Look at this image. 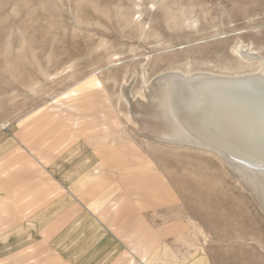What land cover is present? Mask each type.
I'll return each instance as SVG.
<instances>
[{
	"label": "rangeland",
	"instance_id": "obj_1",
	"mask_svg": "<svg viewBox=\"0 0 264 264\" xmlns=\"http://www.w3.org/2000/svg\"><path fill=\"white\" fill-rule=\"evenodd\" d=\"M238 47L264 59V0H0V264H264V212L231 169L131 130L145 85L240 70ZM98 167L117 212L82 192Z\"/></svg>",
	"mask_w": 264,
	"mask_h": 264
},
{
	"label": "bare ground",
	"instance_id": "obj_2",
	"mask_svg": "<svg viewBox=\"0 0 264 264\" xmlns=\"http://www.w3.org/2000/svg\"><path fill=\"white\" fill-rule=\"evenodd\" d=\"M252 49H235L246 66L234 72L160 74L138 94L130 119L147 142L217 157L264 212V59Z\"/></svg>",
	"mask_w": 264,
	"mask_h": 264
},
{
	"label": "crops",
	"instance_id": "obj_3",
	"mask_svg": "<svg viewBox=\"0 0 264 264\" xmlns=\"http://www.w3.org/2000/svg\"><path fill=\"white\" fill-rule=\"evenodd\" d=\"M79 134H81V135H86V134H88V133H83V132H81V133H76V134H74V133H70V134H68V139H76L78 136H79ZM88 137H90V135L88 134L87 136H85V138H88ZM49 140V139H48ZM47 140V141H48ZM51 140V139H50ZM43 141H46V140H42L41 141V143H40V145L43 147L44 145H45V143L46 142H43ZM92 141H95V140H92ZM97 141H98V143H97V149H96V152L98 153V152H103V153H105V146H104V143L103 144H100V141L101 142H103V140H100L99 138H97ZM44 144V145H43ZM61 145V144H60ZM53 150L52 151H55V152H60V148H58V145H54L53 144ZM32 151L33 152H37V149H32ZM33 154V153H32ZM32 154H30V156H32ZM49 157V156H48ZM41 158V160L45 163V164H47V165H50V161H48L49 159L47 158V155L45 156H41L40 157ZM24 160H26L27 162H31V160H30V157L28 156V157H26V158H24ZM110 167V169L111 170H116L119 166H115V165H110L109 166ZM119 169V168H118ZM89 170V169H88ZM86 171L85 172V175L82 177V178H80V183H82L81 184V188H83L84 189V191H82L83 193H86V194H89V195H91V196H93V198H92V200L90 201V203H88L89 204V206H90V208L95 212V213H102V211L109 205V203L112 205V210H114V211H116L117 212V205L115 204V203H112V200H111V186H112V184L113 183H115L114 182V180L112 179V177H109L108 175H106L105 174V172H100V168L98 167V168H94V169H92V170H89V171ZM98 170V171H97ZM46 174H47V171H45V172H43V175L44 176H46ZM121 176H123V175H121ZM125 176V175H124ZM67 179V178H66ZM91 185H92V188H91ZM89 188H88V187ZM87 188H88V190H87ZM151 188H153V187H151ZM62 194V193H61ZM65 195L64 194H62L61 196H59V197H57V199H55V200H53L54 202L55 201H58V199H62V200H64L65 199ZM52 198V197H51ZM1 201H6L5 199H2V194H1V192H0V202ZM50 204H52V202L50 203ZM49 204V205H50ZM49 205H47V206H49ZM55 207V205L53 204L51 207H50V209H46V210H44L41 214H39V215H36V217L34 218L33 217V219L32 218H30V219H28V223H29V221L31 222H36V220L37 221H44L45 219H46V216H50V214H49V212L50 213H52L51 211H54V207ZM48 207V208H49ZM52 208V209H51ZM0 211H1V207H0ZM48 214V215H47ZM103 214V213H102ZM52 217V216H51ZM143 259L144 260H146L147 259V255H145V256H143ZM146 262L148 263V264H151V261H147L146 260ZM194 262L196 263L197 262V260H194ZM177 263H179V264H184V263H180V261L179 262H177Z\"/></svg>",
	"mask_w": 264,
	"mask_h": 264
}]
</instances>
